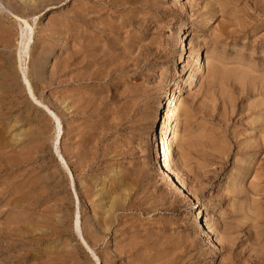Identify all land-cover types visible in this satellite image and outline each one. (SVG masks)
<instances>
[{"label": "rangeland", "instance_id": "1", "mask_svg": "<svg viewBox=\"0 0 264 264\" xmlns=\"http://www.w3.org/2000/svg\"><path fill=\"white\" fill-rule=\"evenodd\" d=\"M0 264H264V0H0Z\"/></svg>", "mask_w": 264, "mask_h": 264}, {"label": "bare ground", "instance_id": "2", "mask_svg": "<svg viewBox=\"0 0 264 264\" xmlns=\"http://www.w3.org/2000/svg\"><path fill=\"white\" fill-rule=\"evenodd\" d=\"M23 2V1H22ZM16 13V12H15ZM20 18V17H19ZM24 24L30 28V26L28 25V23L26 21H24ZM53 27V26H52ZM8 30V29H7ZM10 32V31H9ZM191 33L189 32V30H186V32H184V34L182 35L181 37V40L182 42L180 43V47H182V49L184 51H186L187 53V42H186V38L185 36H190ZM4 39V38H3ZM46 39V38H45ZM5 41V40H4ZM28 41V40H27ZM90 42V41H89ZM25 43V42H24ZM92 44V43H91ZM29 45V41L26 43V47ZM25 50V49H24ZM93 51V50H92ZM190 50H188V55L181 59V64H182V67L180 68L182 71L184 70H187V68L189 66H191L192 64V58H193V53L192 52H189ZM42 53V52H41ZM91 56V55H90ZM208 57V54L206 53L205 54V59ZM205 61H204V56L201 55L199 58H197L196 60V63H195V68L194 70H192L190 73H188V77H187V80L189 81L188 83V86H187V91L188 90H192L193 88H195V86L197 85L198 83V79H199V76L200 75H203L205 73ZM179 69V70H180ZM181 71V72H182ZM215 71V70H214ZM29 76V75H28ZM32 80V79H30ZM187 81V82H188ZM28 83V82H27ZM169 85L171 87H176L178 86V81L177 80H172L169 82ZM28 86L30 87V84L28 83ZM30 91L32 93V90L30 88ZM33 94V93H32ZM33 97H35L33 95ZM177 101V95L176 93H172L165 101L164 103V106L161 107L164 109V112L166 110V112L164 113V121H163V124H162V127L160 129V135H157V154H161L162 153V164H160L158 162V167H159V172L160 174L164 177V179L170 181L172 183V187L176 188V193L182 197H186L187 196V193H186V190L185 188L181 185H179V180L177 178L176 175H174L172 172H171V160L174 156V151H175V148L173 146V142H170L169 141V137L167 136V131H168V127L167 125L169 124L170 122V113H172V109L173 107L175 106V102ZM49 110V109H48ZM161 110V109H160ZM51 111V110H50ZM52 115H54L53 112H51ZM162 113V112H161ZM56 115H54L55 117ZM159 117V116H158ZM157 117V118H158ZM162 119V118H161ZM158 120V119H157ZM161 126V125H159ZM261 146V145H260ZM185 186V185H184ZM191 197V196H190ZM110 198V197H109ZM193 198V197H192ZM197 207L195 209V212H194V216H193V219L196 220V221H199V222H202L203 221V216H204V210L202 208V204L197 201ZM57 206V205H56ZM113 215V214H112ZM204 233H206L205 229L203 230ZM90 248V246H89Z\"/></svg>", "mask_w": 264, "mask_h": 264}]
</instances>
